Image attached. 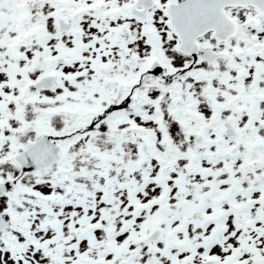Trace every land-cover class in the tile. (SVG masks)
<instances>
[{
	"label": "snow or ice",
	"instance_id": "obj_1",
	"mask_svg": "<svg viewBox=\"0 0 264 264\" xmlns=\"http://www.w3.org/2000/svg\"><path fill=\"white\" fill-rule=\"evenodd\" d=\"M0 264H264V0H0Z\"/></svg>",
	"mask_w": 264,
	"mask_h": 264
}]
</instances>
